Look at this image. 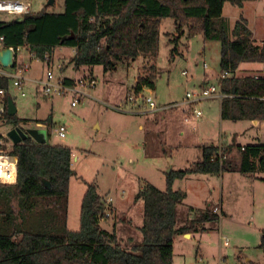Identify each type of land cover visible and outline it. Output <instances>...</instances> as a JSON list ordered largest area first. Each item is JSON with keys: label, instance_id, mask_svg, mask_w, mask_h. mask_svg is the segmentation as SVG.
<instances>
[{"label": "rangeland", "instance_id": "obj_1", "mask_svg": "<svg viewBox=\"0 0 264 264\" xmlns=\"http://www.w3.org/2000/svg\"><path fill=\"white\" fill-rule=\"evenodd\" d=\"M23 1L31 3V12L63 11V0H54L53 5H47L48 0ZM241 17L247 21L252 39L264 40V0L246 2L243 7L226 2L217 26L223 24L231 31ZM11 18L0 14V20ZM158 34L155 61L142 56L129 65L118 63L115 69L105 72L101 66L74 68L71 62L74 48L68 46L56 48L49 65L29 61L26 73L29 78L44 76L49 69L55 77L95 79L92 88L80 87L84 95L76 107L70 105V94L45 99L30 83L25 97L13 93L17 119L31 122L33 128L36 122H41L44 129L49 127L46 143L72 150L71 167L75 175L69 184L68 229L79 228L84 183L94 182L107 204L109 197L113 199L109 203L111 213L100 225L107 231L117 225L116 233L124 248L142 242L139 227L143 202L135 199L138 189L149 183L163 191L167 171L189 168L201 158V147L205 144L249 145L264 140V122L221 120L219 99L198 102L195 107L202 111L199 118L176 105L186 91H199L207 84L218 86L219 41L205 40L199 33L190 34L186 27L177 34L172 18L161 19ZM151 65H155L154 72ZM260 69L259 64L246 63L234 74L252 75ZM152 74L154 89L145 90L146 86H142L141 91L145 96L152 95L156 105L164 110L151 112L142 107L145 111L140 113L134 108L122 111L113 108L134 92L131 87L137 77L147 78ZM49 115L50 125L45 121ZM60 124L66 128L64 138L54 133ZM13 129L24 132L21 127ZM173 188L186 194L177 208V226L207 207L222 206L224 214L219 221L205 224L203 230L190 232L189 238L176 235L172 264H241L236 255L243 260L264 261V252L259 247L264 230V173H192L175 179Z\"/></svg>", "mask_w": 264, "mask_h": 264}, {"label": "trees", "instance_id": "obj_2", "mask_svg": "<svg viewBox=\"0 0 264 264\" xmlns=\"http://www.w3.org/2000/svg\"><path fill=\"white\" fill-rule=\"evenodd\" d=\"M252 1L256 0H63L59 13L29 12L21 21L0 20V35L6 45H28L41 60L47 54L48 65L56 48L72 47L74 68L101 66L105 72L142 56L155 61L160 21L172 18L177 34L186 27L190 34L199 33L205 40L220 43V71L230 74L218 81L224 95L220 118L258 124L264 122V40L252 39L242 17L231 31L223 24L217 26L226 2L242 7ZM71 33L73 39L62 41ZM246 63L259 64L261 69L256 74L236 76L237 68ZM150 70L154 72L155 65ZM154 77H137L131 89L135 93L142 86L153 89ZM62 78L66 84L74 83L73 78ZM5 119L11 125L24 121L8 112ZM45 121L50 125L51 116ZM223 147L226 157L220 161L218 157L211 160L218 145H203L198 161L185 170L166 174L163 191L149 183L138 189L135 199L143 202L142 242L124 248L114 225L111 231L100 225L111 213L112 200L107 204L94 182L84 183L79 228L68 229L69 184L75 175L72 150L27 137L12 148L17 157L16 182L0 184V264H172L174 237L203 230L221 215L215 207H207L177 226V208L186 194L173 188L175 179L192 173H264V143ZM259 247L264 252V230Z\"/></svg>", "mask_w": 264, "mask_h": 264}, {"label": "built area", "instance_id": "obj_3", "mask_svg": "<svg viewBox=\"0 0 264 264\" xmlns=\"http://www.w3.org/2000/svg\"><path fill=\"white\" fill-rule=\"evenodd\" d=\"M31 3L23 0H0V14H7L12 18H20L24 14L31 12ZM7 49L12 54V64L2 66L0 64V184H13L17 179V157L12 154V148L15 144L9 132L12 127H21L24 131L28 128H33L31 122L22 121L18 125H11L6 122L5 113H7L8 100L14 103L15 97L13 93L20 97L27 95V83L34 85V90L39 93L45 99H52L54 96H64L66 94L71 95L70 105L76 107L84 95L80 87L87 86L92 88L95 85V79L91 78L89 81H85V78H79L74 80L73 84H66L62 77H55L53 72L49 69L45 72L44 76L37 78H29L26 73L29 69V61H43L48 64V56L45 54V58L41 60L34 52L29 49L28 45L11 46L6 45L4 37L0 35V51ZM27 56V59H26ZM28 60V62H27ZM204 67L206 64L204 63ZM264 72V66L262 67ZM182 74H186L182 71ZM230 74L226 71L221 72L220 78L229 76ZM6 84V86H5ZM219 87L216 85H206L201 87L199 91H186L182 101L176 105L182 106L191 112L192 117L199 118L202 116V111L197 109L195 106L198 102L205 99H222ZM140 101V102H139ZM15 105V103H14ZM138 109L139 112H144L142 107L146 108V111L157 112L164 110V107H158L154 102L153 96H145L142 91L133 92L126 96L124 103L119 106L113 107L115 110L122 111L125 108ZM189 119H185L188 121ZM35 128L44 129V124L35 123ZM46 130V139L49 134V127ZM66 128L64 125H58L54 133L59 138H64ZM32 139V138H31ZM217 155L213 156L211 160L219 158L220 161L226 157L223 154V145H218ZM109 202L112 200L108 199ZM218 207L214 208V211H218Z\"/></svg>", "mask_w": 264, "mask_h": 264}, {"label": "water", "instance_id": "obj_4", "mask_svg": "<svg viewBox=\"0 0 264 264\" xmlns=\"http://www.w3.org/2000/svg\"><path fill=\"white\" fill-rule=\"evenodd\" d=\"M54 0H48L47 5H53ZM18 21H21V18H17ZM74 34L71 33L69 36H63L62 41L65 39H73ZM0 64L2 66L11 65L12 64V54L11 51L4 49L0 51ZM7 112L9 115H14L16 113V107L14 103L8 100L7 104ZM9 136L13 140L15 144L20 143L21 141L25 140L27 137L32 138L35 142L39 144L46 143V130L41 128H28L24 132H17L15 129L9 132ZM169 169L167 172H170ZM46 183V182H44ZM48 186L49 184L46 183ZM187 235V234H186Z\"/></svg>", "mask_w": 264, "mask_h": 264}, {"label": "crops", "instance_id": "obj_5", "mask_svg": "<svg viewBox=\"0 0 264 264\" xmlns=\"http://www.w3.org/2000/svg\"><path fill=\"white\" fill-rule=\"evenodd\" d=\"M245 4V3H244ZM244 6V5H243ZM242 6V7H243ZM251 65H255V64H251ZM204 66V65H203ZM74 79V78H73ZM137 83V79H135V84ZM134 84V85H135ZM208 85V84H207ZM213 85V84H212ZM143 89H151V88H148V87H143ZM154 89V88H153ZM218 99V98H217ZM220 101H219V110H220V107H221V100L222 99H219ZM17 111V110H16ZM221 119V118H220ZM221 120H223V119H221ZM250 122V124H253L254 122H252V121H249ZM39 123H41V122H39ZM140 128H142V126H139ZM233 141V140H232ZM230 143H232V142H230ZM229 143V144H230ZM258 143H264V140H260ZM210 144H212V143H210ZM228 145V144H227ZM109 198H111V197H109ZM113 202V199H112V201H111V203ZM219 209H220V212H221V214L223 215L224 214V211H223V209H222V206H219ZM192 210H193V207H191L190 208V212H192ZM226 216V215H225ZM116 225V224H115ZM181 225H183V224H181ZM117 225L115 226V230H116V232H117ZM117 236H118V234H117ZM177 236H182L181 238H189V237H191V234L190 233H188L187 235L186 234H182V235H177ZM177 236H175L176 238H177ZM174 245H175V238H174V241H173V250H174ZM236 258L237 259H241V260H239V262L241 263V264H263V262L262 263H259V262H257V261H253V260H251V259H247V258H245L244 260L242 259V256H241V258H240V255H236Z\"/></svg>", "mask_w": 264, "mask_h": 264}]
</instances>
